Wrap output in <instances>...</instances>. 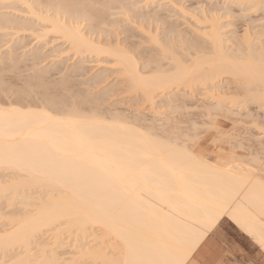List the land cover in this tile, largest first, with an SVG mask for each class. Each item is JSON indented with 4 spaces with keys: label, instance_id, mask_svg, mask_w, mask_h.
Listing matches in <instances>:
<instances>
[{
    "label": "snow or ice",
    "instance_id": "snow-or-ice-1",
    "mask_svg": "<svg viewBox=\"0 0 264 264\" xmlns=\"http://www.w3.org/2000/svg\"><path fill=\"white\" fill-rule=\"evenodd\" d=\"M81 7L0 0L5 13L17 9L18 15L29 17L31 31L25 40L33 51L47 54L45 45L55 36L69 61L74 55L119 52L105 48L103 39L97 44ZM93 7L112 10L113 20L119 14L131 23L133 10L145 5ZM214 7L216 11L194 18L205 38L196 51L153 39L159 50L154 63L142 68L135 53L117 56L120 70L133 88L143 91L145 109L152 104L163 130L150 116L141 123L139 117L133 121L127 115H108L103 101L90 106L81 98L63 113H54L32 108L33 93L28 90H9L7 83L0 88V264H209L204 251L223 217L231 218L258 246L260 259L251 264H264V0H227ZM225 20L242 29L227 47ZM20 39L15 27L0 34V60L6 68L17 64ZM217 74L235 78L240 93L219 97L209 91L207 82ZM158 80L173 89L190 88L203 104L211 100L209 111L257 104L262 116L258 122H245V135L259 147H248L238 156L240 140L229 134L209 158L199 143L197 125L185 123L178 113L173 119L172 112L165 113V123L156 111L149 85ZM37 117L42 123L34 128ZM24 127L27 134L20 131ZM37 141L39 150L33 146ZM32 184L58 185L72 195L26 209L20 189ZM69 221L80 228L75 246L62 239ZM90 225L92 231H102L103 246L89 242ZM211 264L228 261L221 254Z\"/></svg>",
    "mask_w": 264,
    "mask_h": 264
},
{
    "label": "bare ground",
    "instance_id": "bare-ground-1",
    "mask_svg": "<svg viewBox=\"0 0 264 264\" xmlns=\"http://www.w3.org/2000/svg\"><path fill=\"white\" fill-rule=\"evenodd\" d=\"M181 1H183V0H177V1L176 0L175 1L174 0H9L10 3L17 4V5L22 4L24 2H28V3H32V4H35V5H41V4L48 5V4L64 3V4H78V5L83 6V7H81L79 9V11L81 13H83V14L88 15L89 18H90V24H89V27H88L89 34L91 36L95 37V40H96L97 44H100L101 40L103 39V46L105 48L115 47V48L119 49V52H113L110 55H101V54L93 55V54L89 53L87 55H80V56H75L74 55V57L82 58L83 56H88V58H91V59H93L92 57H94V59H95L94 62L96 61L95 64H97V65L101 64L102 67L103 66L105 67V65L109 66L108 64H110L109 69H110V67H111V69H112V67L114 69L117 68L116 73L119 74V77L121 78L120 81H122L121 82L122 86H123V84L125 86V88L123 87L124 90L123 89L122 90L125 91L126 95L127 94L133 95V97L142 100L143 102L142 101L141 102L143 104H145L144 103V93H143V91H137L135 88L132 87L130 82L126 79L124 73L120 70V67H119L120 61L117 59V56L121 52H131L128 49V47L126 45H124V43H125V41H127L128 39L133 37V33H134L133 29L137 30L138 33L142 34V36L145 37L146 42L151 43L152 45H154L152 43V40L156 39L158 42H160V43H162L164 45L175 46L177 49H182L184 51H196L198 48H200L202 43L204 42V39H205L201 35V33L199 31L201 26L195 24V26L193 25L194 27H192L193 29L190 28V29L193 30L194 34H196L197 37L202 41V43L196 42L195 45H194L192 41H187V40L184 39V37H186V36L183 37L181 35L179 29L176 30L175 27H173L172 25H170L167 22L166 18L169 16L168 13H171V12L175 13L177 11V13H178L177 15L179 17H184L185 14H187V15L191 14L192 15L191 17H193V18H200V17H203L206 13H212V12L216 11L217 9L213 6L214 3L211 2L212 0H210L211 4H213V5H211L210 8L206 7V8H209V10L207 12L204 11L206 9H204V10H200L199 9L200 12L197 10L200 13L199 15H201V16H198V15H196L197 13L196 14L190 13L191 11L189 13L186 12ZM225 1L227 2V0H225ZM121 2L144 4L145 7L143 9H134L133 10L131 23L127 22L126 20H123L121 17H119V14H116L117 19L113 20L114 13H113L112 10H107V9L102 8V7L101 8L93 7V5H104V4H108V3H121ZM193 3H195V2H193ZM149 4H153V5H155V7L154 8L147 7V5H149ZM173 4L177 5V7L172 8L171 5H173ZM207 4L210 5V3H207ZM162 5L164 7H161ZM217 5H218V3H217ZM171 9H173V11H171ZM191 10L193 12V10L195 11V8L191 9ZM43 11L47 14L49 9L45 8V9H43ZM5 17H7L8 19L6 20ZM152 24H155V26H156V27L154 26L155 27V32H153L152 28L150 27ZM105 25H107V28H105ZM159 25H165V26L167 25L165 28L163 27L165 29L164 32L161 31L164 34V40H162L161 37H159V35H160V33L158 32ZM226 26L227 27H225V28H228V25H226ZM6 27H8V28L15 27L21 33V39H20L19 44L17 46V53L21 51V54L25 55L26 58H29L31 60H35L36 61V59L39 57L38 55L40 53L42 54L41 50L37 49L36 51H33L30 47L27 48V43H26V40H25V34L27 32L31 31V25L29 23V17L23 16V15H18L17 14V9H13V10L7 12V13H5L2 9H0V34H2V30L4 28H6ZM225 30L226 29L223 30V33H224L223 34V39H224L225 46L227 47L228 46L227 42L230 43L231 41L238 40L239 37H237V39L233 38L232 37L233 35H231L232 38H230L228 35H227L228 36L227 37L226 34H229L230 32L228 33V29H227V31H225ZM137 31H135V32H137ZM109 33L112 34L111 38H109V35H108ZM232 34H234V33H232ZM196 35H194V36H196ZM142 36H140V37L142 38ZM28 39H30V37H28ZM188 40H189V38H188ZM56 41H60V40L58 38H55V36H53L52 42L50 44H52L53 42H56ZM45 46H48V45H45ZM58 46H60V45H58ZM26 48H27V51L25 50ZM154 48H156V46ZM52 51L54 53H56L57 55H63V53H65V50L61 49V48L59 49V47H58L57 50L56 49L55 50L52 49ZM156 51H159V50L156 48ZM78 60H80V59H78ZM104 61L107 62L108 64L102 65L103 63H100V62H104ZM164 61H167V64L163 63V66H167L169 64V61L168 60H164ZM77 62L80 63L82 61H77ZM82 63H84V62H82ZM82 63H80V65H82ZM148 64H150L149 61L144 63V64H142V65L140 64V65L143 68V67H145ZM80 65H77L74 68L76 73H77V70H79ZM72 69H73V67H72ZM81 69H83V66L81 67ZM105 69H106V67H105ZM107 69H108V67H107ZM80 71H82V70H80ZM102 71H101V73H102ZM104 75L107 77L106 73L94 76L92 78V82L94 84L95 83H99L98 85H100L101 82L103 83V82H105L104 80H106V77ZM42 79H43V74H36L34 77L31 78V80L29 82L26 83L27 86H26L25 90H28L30 92L32 90L35 94L36 93L39 94L40 98L42 99V103H43L40 106H37L36 104L32 103L30 105L32 108H34V109L39 108V109H43L45 111H52L54 113H63L64 111L68 110L71 106L75 105V103L66 104V103H63V102H60V101H56L53 98L52 95L47 93V89H48L47 85H46V83L42 82ZM107 79H108V77H107ZM67 80L64 79V80H62L61 82H59L57 84L61 85V86H65L67 84ZM223 80L224 81L227 80L229 84L230 83L232 85L234 84L236 86V88L238 89V90H236L237 92L236 93H229V92L224 91V89L221 88V83H223ZM52 83H54V82H52ZM87 83H88V81H87ZM224 83L222 84V87H223ZM94 84H92V85H94ZM207 86H208V90L209 91L215 92V94L217 96H219V97H234V96H237L240 93V91H241L238 88V85H237V82H236L235 78H233L232 76H229V75H224V74H217L215 76L210 77L208 82H207ZM0 87L2 88L1 82H0ZM149 87H151V89H152L153 102L155 103V105H157L159 103V105H160L159 107L161 109H163V107H165L168 110H172V112L175 109L176 110L179 109V111H180V108H178V107L183 105L188 99H190L192 97V90L190 88L189 89H185V90H181L180 88L177 87V88L173 89L171 84H168L164 80H158L155 83L150 84ZM224 87H225V85H224ZM21 89H22V91H21ZM19 90H20V92L24 91L22 87ZM102 91H104V90H102ZM202 93L205 94L204 92H201V94ZM105 94H106V92L100 93L99 96L96 95V98L93 101L92 100L91 101L94 104L99 105V103L101 101H103L102 98H103V96ZM107 94L109 95V93H107ZM59 95H62V94H59ZM108 95H105V96H108ZM93 96H95V94ZM84 97L85 96H83V97L78 96L77 98H79V100H80L81 98H84ZM197 97L199 98V96H197ZM157 98H159L160 100L157 101ZM193 99L195 100V98H193ZM192 102H193V105H194V102H196V101H192ZM208 103H212V102L208 101ZM199 106H201V105H199ZM245 106H246V104H245ZM245 106H243V107L245 108ZM243 107H242V109H243ZM137 108H139V107H137ZM229 108H231V111H229L227 108L219 111V113L214 108L211 109V111H214V113H218V114L221 113V115H222V113L224 115L227 114L228 116L236 114V119L240 120L237 117V115L238 114L240 115L241 112L240 113L238 112V114H237V111L236 110L234 111V109H236L238 107H233V106L229 105ZM147 109L152 113V104H148ZM204 109L206 110V112H204L205 110L203 111L204 113L210 114L208 106H206ZM148 110H146V111H148ZM176 110L174 112H176ZM182 111H184V110H182ZM238 111H241V110L239 109ZM166 112H169V111H166ZM199 112H202V110H200ZM242 112H243V110H242ZM147 113H149V112H147ZM151 113H150V115H151ZM194 113H195V111H194ZM204 113H202V114H204ZM120 114H123V113H120ZM161 114H163V113H161ZM208 114H207V116H208ZM211 114H212V112H211ZM129 116H130V114H129ZM251 116L253 117L252 114H251ZM240 117L242 118V116H240ZM246 117L249 118V114ZM131 118L133 119V121H135L136 120V115H133ZM225 118L226 117H224V120H225ZM230 119L233 120L234 118H230ZM141 120L142 119H140V121ZM158 120H160V119H158ZM232 120H230V121H232ZM237 120H235V121H237ZM166 121H167V119H166ZM142 122H144V120ZM41 123H42V121L40 120V118L37 117V118H35V123L32 125V127H34V128L38 127L39 124H41ZM158 124L160 125L161 123H158ZM157 127H160L159 129H163L161 127H164V126H157ZM20 131L22 133H24V134H27L29 129H28V127H24V128H21ZM33 146L37 150H39L40 147H41V142L37 141ZM208 157L212 158L213 156L209 155ZM2 179H3V177H0V180H2ZM88 179H89V177L87 175H85L84 176V180L87 181ZM194 179H195V177H194ZM71 195H72L71 192H69L67 189L61 188L58 185L32 184V185L28 186L27 190H25V188L23 186L20 189V198H21V200H22V202H23V204H24L26 209L29 208V207H33L34 208L37 204H46V203H49V202H55L57 200L63 199L65 197H69ZM241 199H243V197H241ZM224 218H226L229 222H231L240 232H242L247 237H249L245 232H243L240 229V227L231 218L223 217L221 220H223ZM77 232H80V228L77 225V223H75L73 221H69L66 224V226H65V230H64L62 236L63 235L66 236L64 239H66V238L68 239V242H67L68 244H71L72 246H75L76 245V241H77V237H76V233ZM88 232H89V242L96 243V244H98L100 246H103L105 244L104 235H103V233H102V231L100 229H97L96 231H92V227L90 225L89 228H88ZM63 237H62V239H63ZM80 239L81 240L84 239V236H83L82 232L80 233ZM64 241H63V243H64ZM67 243L65 242L64 244L67 245ZM71 250L72 249L70 247L68 252H71ZM60 251L63 252L64 249L61 248Z\"/></svg>",
    "mask_w": 264,
    "mask_h": 264
},
{
    "label": "rangeland",
    "instance_id": "rangeland-1",
    "mask_svg": "<svg viewBox=\"0 0 264 264\" xmlns=\"http://www.w3.org/2000/svg\"><path fill=\"white\" fill-rule=\"evenodd\" d=\"M181 2L183 4V7L185 8L186 12L189 13L191 11L190 13H194V14L197 13L196 15L201 16V15H199L200 10L206 9L204 11L207 12L209 10V8L211 7V5H213V4H211V2L214 3L213 6H215V4L217 5V3L219 5V4L225 3L226 1L225 0H216V1L212 0L210 2V0H198V1L197 0H183ZM193 2H195V3H193ZM207 3H210V5ZM206 7H209V8H206ZM190 8L191 9L195 8V11L193 10V12H192V10ZM171 11H173V9H171ZM177 14H178L177 11L175 13H172V12L168 13V15L170 17L168 16L166 18L167 22L170 25H172L173 27H175L176 30L179 29L181 35L183 37L186 36V37H184L185 40L192 41L194 45L196 42L202 43V41L197 37L196 34H194V32L192 30L193 29L192 27L195 26L194 18L191 17L192 15L191 14H188V15L185 14L184 17H179ZM254 23L256 24V26H258V21L254 22ZM225 24L228 25L227 20H225ZM154 26H155V24H152L150 26L152 28L153 32H155V27H156V26L155 27ZM166 26L165 25H159V27L157 26L158 32L160 33V35L162 34L161 36L159 35V37H161L162 40H164L163 32H164V30H165L164 28ZM190 28H192V29H190ZM225 29H226L225 31H227V29H228V33L230 32L229 34H226V36L228 35L230 38L233 37L235 39H237V37H239L238 32H242V29L238 30L235 27V25H228V28H225ZM133 31H134L133 37L128 39L129 40V41L127 40L128 42L125 41L124 45H126L132 53H135V55L138 56L139 63L141 62L140 63L141 65L148 62V61L150 63H154L155 59L158 55V51H156V48H154L155 46L152 45L151 43L146 42L145 37L142 36V34L138 33L137 30L133 29ZM135 31H137V32H135ZM161 31H163V32H161ZM232 33H234V34H232ZM194 35H196V36H194ZM231 35H233V36L231 37ZM140 36H142V38ZM188 38H189V40H188ZM227 44L229 45V42H227ZM58 45H60V41H56V42H53L52 44H49L48 46H45V48L47 49V54H45L43 51H41L42 54L40 53L38 55L39 57L36 59V61L31 60L29 58H26L25 55L21 54V51L17 53L18 60H17V64L15 66L9 65L6 68L4 66L2 60H0V82H1L2 88L4 87L5 83H7L9 90L15 89L17 92H20L19 89L22 87L23 90H25V88L27 86L26 83L29 82L32 77H34L36 74H43L42 82L46 83V85H47V88H48L47 93L52 95L56 101H60V102L66 103V104H68V103L69 104H72V103L76 104V102L79 100V98H77L78 96H81V97L85 96L84 98H87L91 102L90 103V106H91V104H94L92 101L96 98V95L99 96L100 93L106 92L105 95H108L107 93H109V95L108 96L104 95L102 99H103V102H105L104 106L107 109L108 115L118 114L120 116H125V115L129 116V114H130L131 117L133 115H136V117H139L140 119H142L140 121L141 123H143L142 121L144 120V117L150 116V117H153L152 119L155 121V124H156L155 127L156 128L159 129L160 127H157V126H163L162 124H160V125L158 124V123H160V120H158L159 118L155 117L153 112L151 113L148 109H146L148 111L145 110V104L142 103L143 102L142 100L133 97V95H129V94L126 95L125 94V91H123L124 90L123 87L125 88V86H124V84L122 86V83H121L122 81H120L121 78L119 77V74L116 73L117 68L114 69L112 67V69H111V67H110V69H109L110 64H108L105 61L100 62V63H103L102 65H105V64L109 65V66L105 65V67H106V69H105V67L104 66L102 67L101 64H98L99 66L97 64H95L96 61L94 62V60H95L94 57H92L93 59H91V58H88V56H83L82 58H78V57L73 56L72 60L69 61L66 53H63V55H57L56 53H54L52 51V49L57 50L58 47H59V49L60 48L64 49L63 47H60ZM27 48H29V47H27ZM78 59H80V60H78ZM77 61H82L84 63L80 62V63H82V65H80V63ZM163 63L167 64V61H164ZM77 65H80V68H79V70H77V73H76L74 68ZM82 66H83V69H81ZM72 67H73V69H72ZM107 67H108V69H107ZM80 70H82V71H80ZM101 71H102V73H101ZM103 73L107 74L108 79L104 75L106 77V80H104L105 82H103V83L101 82L100 85H98L99 83L94 84L92 82V78L96 75L103 74ZM64 79L69 80V81L67 80V84L65 86H61V85L57 84ZM87 81H88V83H87ZM52 82H54V83H52ZM223 83H224L225 87H224V85L222 87ZM223 83H221V88L224 89V91L229 92V93H236L237 92L236 90H238V89L236 88V86L234 84L232 85L230 83L231 84L230 85L227 80H225V81L223 80ZM92 84H94V85H92ZM102 90H104V91H102ZM21 91H22V89H21ZM31 92L33 93V102L32 103L36 104L37 106L42 105L43 103H42V99L40 98V95L37 93L35 94L32 90H31ZM59 94H62V95H59ZM94 94H95V96H93ZM202 95H203V93H202ZM192 97L190 99H188L189 101L187 100L183 105L178 107V108H180V111H179V109L178 110L175 109L176 112H174V111L172 112V110H168L165 107H163V109H161L159 107L160 106L159 103L157 104L158 108L156 109V111L158 113L160 112V114L163 113V114H161V118H163L165 123L167 122L166 119H168V116L165 115V113H167L166 111H169V112H172V118L174 117L173 119L177 118V113H178L179 118L181 120H183L185 123H193V124L197 125L200 132L202 133V139L199 141V143L202 144L203 152L207 156H209V155L213 156L214 153L220 151V147H219V144L217 142L222 137H225V138L228 137L229 134H232L234 137H238L240 140V142L236 144L238 156L245 155L246 149L248 147H255V148L259 147L258 141H255L254 144H250L249 143V137L247 135H245V132L247 131L245 122L246 121L252 122V121H249V118L246 116L249 114V117H252L251 116V114H252L253 117H255V121H253V122H258L262 116V113H261L257 104H246V106L244 105L245 108L243 107V109L241 107H238L241 111H238L239 110L238 108L234 109V111L235 110L237 111V114H238V112L242 113V114L240 113V115L238 114L239 116L237 115V117L240 119V120H237L236 114L228 116L227 114L224 115L223 113H222V115H221V113L218 114L219 112L214 113V111H210V114L204 113V112H206V110L204 108L207 105H210L211 103L207 102V105H206V104L200 103L201 102V100H199L200 97L199 98L196 97L195 100ZM159 100L160 99L157 98V101H159ZM191 100L196 101V102H194V105H193V102ZM209 102H212V101L209 100ZM199 105H201V106H199ZM137 107H139V108H137ZM197 107H199V110L195 111V113H194V111H192V112L188 111L190 108L196 109ZM182 110H184V111H182ZM200 110H202V112H199ZM242 110H243V112H242ZM147 112H149V113H147ZM211 112H212V114H211ZM120 113H123V114H120ZM150 113H151V115H150ZM202 113H204V114H202ZM207 114H208V116H207ZM240 116H242V118ZM224 117H226L225 120H224ZM230 118H234L233 119L234 121ZM230 120H232V121H230ZM235 120H237V121H235ZM161 128H163V127H161ZM160 130H163V129H160ZM221 229H229V230L235 232L236 234H238L243 239V242H244L243 245L244 246H243L242 257H243L246 264H251V261L260 259L258 246L250 238L243 235L226 218H224L220 222L216 231H219ZM63 236L62 237L64 239L66 236L65 235H63ZM64 240H63L64 243L68 242L67 238ZM69 249L70 248H68L67 251Z\"/></svg>",
    "mask_w": 264,
    "mask_h": 264
},
{
    "label": "crops",
    "instance_id": "crops-1",
    "mask_svg": "<svg viewBox=\"0 0 264 264\" xmlns=\"http://www.w3.org/2000/svg\"><path fill=\"white\" fill-rule=\"evenodd\" d=\"M243 244V239L238 234L229 229H221L216 231L215 236L209 242V246L206 247L204 258L209 264H211V262L215 261L218 256L223 254V257L228 261V264H246L242 257Z\"/></svg>",
    "mask_w": 264,
    "mask_h": 264
}]
</instances>
